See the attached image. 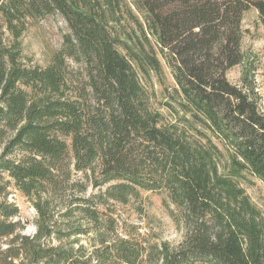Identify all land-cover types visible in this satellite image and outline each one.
<instances>
[{"label":"trees","instance_id":"trees-1","mask_svg":"<svg viewBox=\"0 0 264 264\" xmlns=\"http://www.w3.org/2000/svg\"><path fill=\"white\" fill-rule=\"evenodd\" d=\"M250 9L264 26V0H0V264H79L69 240L90 231L71 219L97 230L99 207L138 189L164 192L186 229L150 264H264V216L239 184L264 183V112L227 79ZM54 14L69 33L49 66L30 67L21 39ZM11 189L38 214L33 237ZM100 244L84 264L147 251Z\"/></svg>","mask_w":264,"mask_h":264},{"label":"rangeland","instance_id":"rangeland-1","mask_svg":"<svg viewBox=\"0 0 264 264\" xmlns=\"http://www.w3.org/2000/svg\"><path fill=\"white\" fill-rule=\"evenodd\" d=\"M243 31L244 62L229 70L227 79L243 91L252 94L258 100L261 111L264 112V26L255 9H250L244 14ZM68 33L67 24L58 14L30 22L21 39L26 63L30 67L49 66L55 54L63 46L64 35ZM166 73L167 83L173 84L169 72L166 71ZM153 82L158 98L154 106L167 115V111L158 104L163 99V88L156 79ZM239 184L264 216V183L248 175ZM137 191L138 194L130 197L126 204L110 201L105 206H100L99 210L102 214L97 230L88 221L78 216L71 219L69 222L71 226L85 225L90 231L86 236L73 237L69 240V243L74 242L75 256L79 258V264L89 261L93 251L101 248L100 243L103 239L111 241L124 238L146 249V254L138 264H150L147 253L154 246L169 243L172 247H177L183 242L186 229L180 221L179 210L171 203L167 195L164 192L140 189ZM88 193L92 194L95 191L89 189ZM9 201L20 209V219L25 226L22 234L33 237L36 230L35 223L38 220V214L33 205L15 189L10 190ZM172 211L178 217V221L173 218ZM9 242L10 240H4L1 243L5 247V244ZM53 243L60 245L61 242ZM114 263L122 264L115 260Z\"/></svg>","mask_w":264,"mask_h":264}]
</instances>
